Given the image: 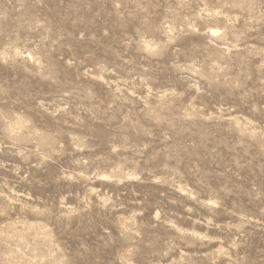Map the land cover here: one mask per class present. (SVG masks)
<instances>
[{
  "label": "rangeland",
  "instance_id": "obj_1",
  "mask_svg": "<svg viewBox=\"0 0 264 264\" xmlns=\"http://www.w3.org/2000/svg\"><path fill=\"white\" fill-rule=\"evenodd\" d=\"M0 264H264V0H0Z\"/></svg>",
  "mask_w": 264,
  "mask_h": 264
}]
</instances>
